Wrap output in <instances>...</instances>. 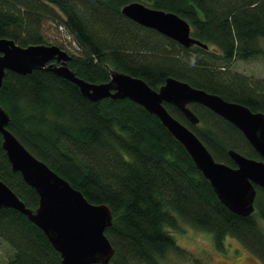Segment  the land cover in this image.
Here are the masks:
<instances>
[{
	"label": "trees",
	"instance_id": "1",
	"mask_svg": "<svg viewBox=\"0 0 264 264\" xmlns=\"http://www.w3.org/2000/svg\"><path fill=\"white\" fill-rule=\"evenodd\" d=\"M135 1L0 0V39L51 44L45 25L52 22L59 46L72 56L70 68L86 81L107 82L117 70L159 89L174 77L264 112V77L232 70L237 60L264 57V0L144 1L186 19L208 48L185 47L128 18L122 9ZM0 103L11 117L7 128L27 149L90 202L111 207L109 264H163L171 250L184 253L169 230L180 219L212 233L217 249L231 236L264 262V188L256 185L253 214L231 211L184 146L142 105L129 98L93 101L47 69L7 71ZM165 106L218 161L235 167L231 149L262 158L238 127L209 108L193 103L200 120L193 124L175 105ZM2 141L0 132V179L37 208L38 192L13 170ZM0 238L13 249L8 264H63L43 230L16 209L0 208Z\"/></svg>",
	"mask_w": 264,
	"mask_h": 264
},
{
	"label": "water",
	"instance_id": "2",
	"mask_svg": "<svg viewBox=\"0 0 264 264\" xmlns=\"http://www.w3.org/2000/svg\"><path fill=\"white\" fill-rule=\"evenodd\" d=\"M122 11L138 24L185 47L208 48L193 37L191 24L177 13L151 8L138 1L127 4ZM71 59V54L56 44L21 46L12 39L1 38L0 96L7 71L25 75L34 69H47L77 85L93 101L129 98L161 120L190 154L224 205L243 216L255 212L256 185L264 188V112H255L247 105L174 77L167 78L165 84L155 89L141 78L114 70L109 81L91 83L70 68ZM165 103L178 107L193 124L200 120L191 105L197 103L209 108L238 127L262 158L248 157L231 149L235 167L218 161L197 134L168 111ZM10 118L0 103L2 147L13 170L19 171L36 189L40 200L37 208L27 207L0 179V208L16 209L42 229L60 253L63 264H109L115 255V248L105 233L113 220L111 207L90 202L67 179L36 157L7 128Z\"/></svg>",
	"mask_w": 264,
	"mask_h": 264
},
{
	"label": "rangeland",
	"instance_id": "3",
	"mask_svg": "<svg viewBox=\"0 0 264 264\" xmlns=\"http://www.w3.org/2000/svg\"><path fill=\"white\" fill-rule=\"evenodd\" d=\"M144 1L146 2V0H140L142 3ZM45 34L51 44L60 45L63 41L52 22L46 23ZM232 70L247 76L262 78L264 77V57L237 60L232 65ZM259 222L264 229V220ZM169 230L177 244L184 249V253L171 250L163 264H264L234 237L228 236L225 239V249L221 251L217 249L212 233L198 229L182 219L179 220L177 229ZM12 253L11 246L0 238V264H8Z\"/></svg>",
	"mask_w": 264,
	"mask_h": 264
},
{
	"label": "built area",
	"instance_id": "4",
	"mask_svg": "<svg viewBox=\"0 0 264 264\" xmlns=\"http://www.w3.org/2000/svg\"><path fill=\"white\" fill-rule=\"evenodd\" d=\"M66 29H62V31H65ZM65 32H67V31H65ZM66 38H68L69 39V36L66 34Z\"/></svg>",
	"mask_w": 264,
	"mask_h": 264
}]
</instances>
